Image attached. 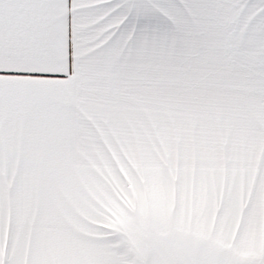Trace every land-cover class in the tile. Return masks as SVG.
<instances>
[{
    "label": "snow or ice",
    "instance_id": "obj_1",
    "mask_svg": "<svg viewBox=\"0 0 264 264\" xmlns=\"http://www.w3.org/2000/svg\"><path fill=\"white\" fill-rule=\"evenodd\" d=\"M0 264H264V0H0Z\"/></svg>",
    "mask_w": 264,
    "mask_h": 264
}]
</instances>
